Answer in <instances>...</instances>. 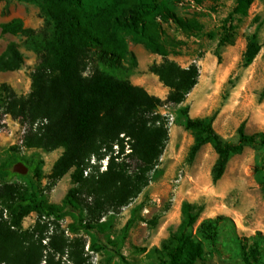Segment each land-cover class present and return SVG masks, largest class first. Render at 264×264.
Instances as JSON below:
<instances>
[{
    "label": "trees",
    "instance_id": "trees-1",
    "mask_svg": "<svg viewBox=\"0 0 264 264\" xmlns=\"http://www.w3.org/2000/svg\"><path fill=\"white\" fill-rule=\"evenodd\" d=\"M252 2L234 1L222 21L219 46L233 43V21L247 14ZM38 3L45 25L37 32L42 40L41 54L31 75V90L26 96L6 91L4 96L0 95V106L14 118L31 124L39 121L25 146L44 151L62 148L54 163L53 175L58 178L73 169L71 179L75 187L68 190L61 205L49 203L32 185L12 181L14 177L28 181L30 173L40 175V155L34 152L25 158L15 147L7 151L0 162V264H41L43 260L50 264L48 257L43 259L46 220L22 228L23 219L31 212H36L40 219L53 221L72 215L71 233L91 232V248L109 250L123 264H130L119 249L103 240L102 235L111 227L113 216L102 221L101 209L106 202H114L115 209L126 205L148 184L167 138L166 118L157 112L162 100L142 87L115 79L98 67L87 75L84 71L89 60L112 66L127 57L133 58L127 47L130 39L164 58L150 71L170 89L167 101L181 104L196 85L199 69L195 63L182 67L167 59L181 41L169 35L164 24L173 23L186 35L199 31L202 25L193 16L178 15L165 0H38ZM0 28L2 33L35 36L34 30L24 28L18 18L2 23ZM259 50L253 34L246 45L244 65L250 64ZM22 63L18 45L9 43L0 54V71L16 70ZM261 95L264 96V86ZM182 111L183 124L193 133L189 158L193 159L207 143L216 153L211 170L213 182L224 174L230 157L242 152L245 146L264 148V132L246 133L243 122L236 130L237 139L227 141L214 130L213 116L191 118L187 107ZM115 145L119 146L118 154L124 153L125 145L128 146V156L135 161L134 166L113 165L111 160L102 173L84 176L90 157L100 159ZM17 162L27 166L26 174L12 171ZM86 185L93 202L84 205L80 187ZM193 210L192 203H182L180 224L155 251L161 263L209 264L204 262V242L211 251H217L221 225L228 222L234 230L232 219L221 215L204 218L194 230L198 215ZM134 221V215L126 221L121 241ZM240 241L243 261L252 264L251 258L256 257L255 263L262 264L258 258L264 252V235L258 233ZM51 247L61 251L54 245ZM73 263L81 264V261L73 259Z\"/></svg>",
    "mask_w": 264,
    "mask_h": 264
},
{
    "label": "rangeland",
    "instance_id": "rangeland-1",
    "mask_svg": "<svg viewBox=\"0 0 264 264\" xmlns=\"http://www.w3.org/2000/svg\"><path fill=\"white\" fill-rule=\"evenodd\" d=\"M165 1L174 7L178 15L193 16L202 25L199 31L186 35L173 23L164 24L168 34L181 41L167 59L182 67L195 63L199 69L196 85L181 104L167 101L170 89L150 71L164 58L130 39H127V47L133 58L127 57L112 66L89 60L84 71L87 75L98 67L115 79L142 87L162 100L157 112L167 122V138L148 184L124 206L115 209L114 202L103 205L101 220L106 221L113 216V223L102 238L108 245L119 249L130 264H163L157 259L155 251L180 224L182 203L190 202L194 205L193 212L198 215L194 230L204 218L218 215L229 217L234 223L235 231L228 222L221 225L217 251H211L204 242V262L246 264L240 239L258 233L264 235V148L245 146L242 152L230 157L224 174L213 182L211 170L216 153L207 143L201 146L193 159L189 158L193 133L183 124L185 115L182 109L187 107V115L191 118L213 116L214 130L227 141L237 139L236 130L242 122L246 133L264 132V96L261 95L264 86V0H253L245 16L235 17L233 43L223 46L218 45L221 24L235 0ZM14 18L20 19L24 28L34 30L35 36L2 33L0 28V54L9 43L14 42L23 56V63L18 69L0 71L1 96L6 91L18 96L28 95L31 75L41 54L42 40L37 32L45 25V18L40 12L38 0H0V25ZM253 34H256L260 50L250 64L244 65L246 45ZM38 124L39 121L31 124L14 118L0 106V162L11 147H15L25 158L38 153L42 159L40 175L30 173L28 181L21 177H14L12 181L30 184L49 203L61 205L68 190L75 187L71 179L73 169L57 178L53 175V166L62 148L44 151L25 146L27 137L37 130ZM118 149L119 146H113L100 159L91 156L84 176L102 173L111 160L113 165L133 167L135 161L128 156V146L125 145L122 154L117 153ZM86 187H80V199L84 205L93 202L92 196L88 195L90 189ZM133 215L134 224L125 240L121 241L123 227ZM38 220L40 223L46 220L43 259L48 257L50 264H74L73 259L80 260L81 264H123L111 251L91 248V232L71 233L72 215L53 221L40 219L36 212H31L23 219L22 228L31 227ZM51 245L61 251H55ZM246 254L249 255L248 251ZM254 259L256 257L251 258L252 264H257ZM258 260L264 264V252Z\"/></svg>",
    "mask_w": 264,
    "mask_h": 264
},
{
    "label": "water",
    "instance_id": "water-1",
    "mask_svg": "<svg viewBox=\"0 0 264 264\" xmlns=\"http://www.w3.org/2000/svg\"><path fill=\"white\" fill-rule=\"evenodd\" d=\"M12 171L15 172V173H18V174H20V175H24V174L27 173L28 168H27V166H26L24 163H22V162H17V163H15V164L13 165V167H12Z\"/></svg>",
    "mask_w": 264,
    "mask_h": 264
}]
</instances>
